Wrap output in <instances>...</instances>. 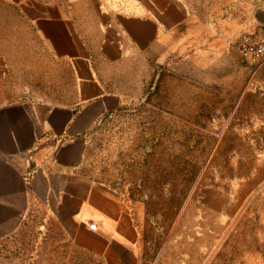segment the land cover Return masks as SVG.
Returning a JSON list of instances; mask_svg holds the SVG:
<instances>
[{"label": "rangeland", "instance_id": "rangeland-1", "mask_svg": "<svg viewBox=\"0 0 264 264\" xmlns=\"http://www.w3.org/2000/svg\"><path fill=\"white\" fill-rule=\"evenodd\" d=\"M255 7L226 1L151 60L91 144L97 177L133 210L141 264H264V58L239 47L244 35L264 40ZM0 264L101 263L37 207L0 243Z\"/></svg>", "mask_w": 264, "mask_h": 264}, {"label": "crops", "instance_id": "crops-1", "mask_svg": "<svg viewBox=\"0 0 264 264\" xmlns=\"http://www.w3.org/2000/svg\"><path fill=\"white\" fill-rule=\"evenodd\" d=\"M226 1L0 0V243L42 207L83 254L141 264L133 210L97 177L91 144L145 66ZM248 1L264 28V0ZM18 45L35 55L12 57Z\"/></svg>", "mask_w": 264, "mask_h": 264}, {"label": "built area", "instance_id": "built-area-1", "mask_svg": "<svg viewBox=\"0 0 264 264\" xmlns=\"http://www.w3.org/2000/svg\"><path fill=\"white\" fill-rule=\"evenodd\" d=\"M241 53L252 62H258L264 58V40L252 41L249 37H242L239 43ZM96 224H90V228L95 230Z\"/></svg>", "mask_w": 264, "mask_h": 264}]
</instances>
